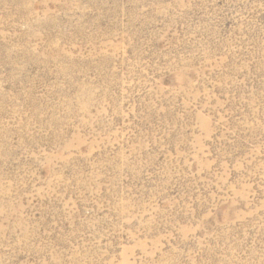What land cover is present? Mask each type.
<instances>
[{
    "label": "rangeland",
    "instance_id": "obj_1",
    "mask_svg": "<svg viewBox=\"0 0 264 264\" xmlns=\"http://www.w3.org/2000/svg\"><path fill=\"white\" fill-rule=\"evenodd\" d=\"M0 264H264V0H0Z\"/></svg>",
    "mask_w": 264,
    "mask_h": 264
}]
</instances>
